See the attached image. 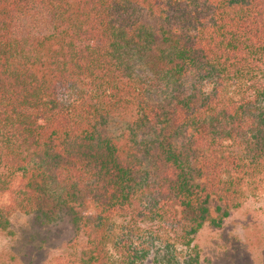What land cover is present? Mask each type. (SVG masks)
I'll use <instances>...</instances> for the list:
<instances>
[{
    "label": "trees",
    "instance_id": "trees-1",
    "mask_svg": "<svg viewBox=\"0 0 264 264\" xmlns=\"http://www.w3.org/2000/svg\"><path fill=\"white\" fill-rule=\"evenodd\" d=\"M263 172L264 0H0V228L64 216L84 264H197Z\"/></svg>",
    "mask_w": 264,
    "mask_h": 264
},
{
    "label": "rangeland",
    "instance_id": "rangeland-1",
    "mask_svg": "<svg viewBox=\"0 0 264 264\" xmlns=\"http://www.w3.org/2000/svg\"><path fill=\"white\" fill-rule=\"evenodd\" d=\"M5 196H0L3 202ZM224 204L212 197L208 208L218 215ZM6 229L0 228V264H84L87 236L77 231L70 218L45 223L33 215L13 211ZM197 264H264V172L241 187L239 205L228 209L219 227L206 223L195 235ZM177 262L194 253L177 249ZM97 264V263H95ZM140 264H159L153 256Z\"/></svg>",
    "mask_w": 264,
    "mask_h": 264
}]
</instances>
